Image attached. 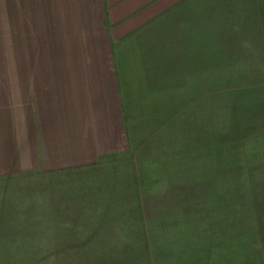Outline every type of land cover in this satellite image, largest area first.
<instances>
[{
    "label": "crops",
    "instance_id": "1",
    "mask_svg": "<svg viewBox=\"0 0 264 264\" xmlns=\"http://www.w3.org/2000/svg\"><path fill=\"white\" fill-rule=\"evenodd\" d=\"M189 1L0 0V264H248L136 132L168 101L192 142L198 35L169 21Z\"/></svg>",
    "mask_w": 264,
    "mask_h": 264
},
{
    "label": "rangeland",
    "instance_id": "2",
    "mask_svg": "<svg viewBox=\"0 0 264 264\" xmlns=\"http://www.w3.org/2000/svg\"><path fill=\"white\" fill-rule=\"evenodd\" d=\"M169 21L195 22L198 35V110L194 124L179 131L192 142L176 139L174 103L168 101L159 117L137 112V136L145 134L148 145L166 154L150 166L164 165L170 183L198 182V189L178 192L198 208L199 229H225L237 237L241 232L248 264H260L255 257L264 258V0H190ZM160 137H167L165 143ZM42 259L47 262V256Z\"/></svg>",
    "mask_w": 264,
    "mask_h": 264
}]
</instances>
